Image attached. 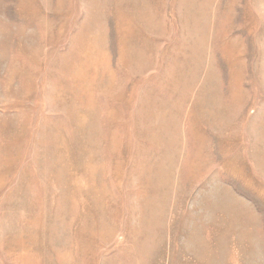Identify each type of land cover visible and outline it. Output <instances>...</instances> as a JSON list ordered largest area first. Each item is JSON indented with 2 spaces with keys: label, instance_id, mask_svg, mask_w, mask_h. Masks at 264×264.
Segmentation results:
<instances>
[{
  "label": "rangeland",
  "instance_id": "obj_1",
  "mask_svg": "<svg viewBox=\"0 0 264 264\" xmlns=\"http://www.w3.org/2000/svg\"><path fill=\"white\" fill-rule=\"evenodd\" d=\"M0 264H264V0H0Z\"/></svg>",
  "mask_w": 264,
  "mask_h": 264
}]
</instances>
